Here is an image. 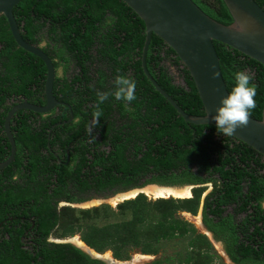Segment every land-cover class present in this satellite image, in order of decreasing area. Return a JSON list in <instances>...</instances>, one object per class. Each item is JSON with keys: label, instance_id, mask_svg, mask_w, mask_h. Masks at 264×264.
Instances as JSON below:
<instances>
[{"label": "trees", "instance_id": "1", "mask_svg": "<svg viewBox=\"0 0 264 264\" xmlns=\"http://www.w3.org/2000/svg\"><path fill=\"white\" fill-rule=\"evenodd\" d=\"M194 1L217 21L234 22L224 0ZM256 2L264 9V0ZM13 11L22 36L53 59L54 94L63 103L48 113L20 109L11 119L17 152L0 169V222L15 207L10 215L20 221L25 207L31 213L25 209L23 214L36 220L41 238L33 248L22 247L20 235L11 234L10 241L4 238L0 264H105L72 242L48 240L57 228L62 236L79 234L99 253L111 250L119 260L130 259L135 250L157 254L164 241L188 238L187 255L179 263L215 264L218 256L212 252L210 238L177 216L180 210L198 213L205 190L202 184L208 181L216 186L205 198L208 226L227 240L236 263L264 264V208L259 204L264 200V155L233 135H219L214 124L185 121L155 88L142 67L146 24L133 8L124 0H21ZM0 42L1 163L11 154L5 119L13 104L5 103L6 96L13 93L45 104L47 66L18 45L2 13ZM214 44L229 91L235 84V72L252 75L257 94L251 116L262 118L264 64L223 42L215 40ZM168 61L182 65L183 83L174 80ZM147 67L187 113L205 114L189 70L156 33ZM121 74L135 81L136 99L126 104L110 95L97 107V91L114 92L115 78ZM96 111L102 113L99 122ZM62 137H66L65 155L67 148L72 153L71 164L60 163L52 151L62 144ZM150 182L196 186L190 197L149 199L139 193L116 208L109 204L81 209L57 205L62 199L78 203ZM223 204H236V213L245 214L244 218L238 222L236 213L224 216ZM118 214L126 217L92 222ZM216 223L224 228L218 231Z\"/></svg>", "mask_w": 264, "mask_h": 264}, {"label": "water", "instance_id": "2", "mask_svg": "<svg viewBox=\"0 0 264 264\" xmlns=\"http://www.w3.org/2000/svg\"><path fill=\"white\" fill-rule=\"evenodd\" d=\"M20 1L0 0V14L2 13L6 16L13 37L18 45L39 56L45 62L47 66L46 103L36 104L24 100L9 110L5 119V131L11 143V154L5 161L0 163V169L8 166L14 160L17 152L16 141L11 129V119L15 112L20 109H30L39 113H48L57 105L63 103L54 94L56 69L53 59L41 46L27 41L22 36L13 11ZM124 1L133 8L146 24V39L142 53V67L145 74L155 88L163 94L187 122L214 124L212 116L220 105L221 98L229 92L223 77L220 57L214 44L215 40L223 42L264 64V9L256 0H224L234 18V22L231 25L223 24L211 17L194 0ZM153 33L162 37L176 51L183 64L189 70L203 102L204 115L187 113L149 71L147 53ZM233 136L246 142L264 155V109L262 118L255 119L250 115L247 125L238 127ZM147 186L179 188L178 186L150 182L127 190L114 191L97 199L106 200L118 195L125 196L124 194L128 192H135L134 196L123 198V201L133 198L139 193H145L143 189ZM185 187L192 188V185H186ZM209 234L212 236L211 232ZM68 241L80 247L92 257L104 260L107 264H126L114 257L109 260L93 254L91 250L94 249L85 242L84 245H79L74 241Z\"/></svg>", "mask_w": 264, "mask_h": 264}, {"label": "rangeland", "instance_id": "3", "mask_svg": "<svg viewBox=\"0 0 264 264\" xmlns=\"http://www.w3.org/2000/svg\"><path fill=\"white\" fill-rule=\"evenodd\" d=\"M44 44H45V42H42L41 45H44ZM167 65L169 67L170 73L174 77V80L178 83H183L182 65L172 64L171 61H168ZM60 73H62V72H60ZM204 186H205V190L203 192L202 202L205 199V196L208 194V192L213 187L212 184H206ZM214 186H215V183H214ZM178 187L179 188L181 187V189L185 188V186L184 187L178 186ZM190 191L192 192V195H193V188H191ZM147 196L149 197V199H157V197H154V196L153 197L150 195H147ZM173 197L180 198L179 196H173ZM181 198H183V197H181ZM122 199L123 198H109V199L104 200V199L93 198V199H90V200H87V201H84L81 203H64L63 202V203H61L60 207L72 206V207H75L77 209L78 208L81 209V208H90L93 206H101V205L109 204L112 207L116 208L117 204L119 202H122ZM177 216L180 218L186 219L189 222L193 223L199 233H204L210 238V240L212 241L213 246H214L212 252L218 256L215 260V264H238V263L234 262L228 256V254L226 253V250L224 249L222 244L220 242H217L216 240H214L212 238L211 234H209L208 232L205 231L203 224H202V207L201 206H200V209H199L197 214H192L190 212L180 210V211H178ZM125 217L126 216H123L121 214H118L117 216H112L110 218H106L105 216H101L98 219H93L92 222L101 224V223L106 222L107 220H116V219H121V218H125ZM76 236L80 237L79 234H75L73 236H62L61 230L59 228H57L53 232V234L51 235L50 240L57 241V242H65V241L71 240V241L75 242V240L73 238ZM188 240H189L188 238H184V239L181 238V239H174L171 241H164L161 249L159 250V252L157 254H146L148 256L143 258L138 264H152V262L155 260L156 261L161 260L162 264H186V263H179V262H180V260H183L187 255ZM107 252H110L111 255L113 256L111 250H108V251L102 253V256ZM141 254H144V253H142L141 251L135 250L132 252L130 259L122 260V261L123 262L132 261L133 259L137 258ZM103 257H105V256H103Z\"/></svg>", "mask_w": 264, "mask_h": 264}, {"label": "clouds", "instance_id": "4", "mask_svg": "<svg viewBox=\"0 0 264 264\" xmlns=\"http://www.w3.org/2000/svg\"><path fill=\"white\" fill-rule=\"evenodd\" d=\"M234 78V86L227 95L221 98L220 105L212 116L217 133L222 136H232L238 127L246 126L252 110L256 107L257 89L252 83V75L246 71H237L234 73ZM114 84V92L97 91V107L108 100L110 95H113L118 101L126 102V104L136 99L134 80L121 74L116 76ZM101 115L100 111L94 113L97 122ZM259 204L261 208H264V200Z\"/></svg>", "mask_w": 264, "mask_h": 264}, {"label": "flooded vegetation", "instance_id": "5", "mask_svg": "<svg viewBox=\"0 0 264 264\" xmlns=\"http://www.w3.org/2000/svg\"><path fill=\"white\" fill-rule=\"evenodd\" d=\"M2 46H3V44L0 42V48H2ZM62 71H63V68L62 67H59L58 68V73H60ZM24 100H27V99L25 97H19V96H16L15 94L11 93V94H8V96H6L5 103L6 104H13V106H14L17 103H20V102H22ZM71 115H73V114H71ZM71 115H70V118H71ZM65 142H66V137H62L60 143H62L63 145L60 144L56 149H52V151H53L55 157H57L59 159L58 161L60 163H62V164H71L72 163L71 161H72V157L73 156H72V153L70 151V148H67L66 155H65V153H64L65 152V148H64L65 147V145H64ZM65 157H66V160L67 161L63 162L62 159L65 158ZM206 184H212L213 187L208 192V194L205 196V198L210 193H212L213 189H215V187H216V186H214V181H208V182H206V183H204L202 185L204 186ZM186 185H192V188H194L196 186V185H194L192 183H190V184H183V185H181V184H179V185H172V186H186ZM139 186H141V185H139ZM185 188H187V187H185ZM174 189H176V188H174ZM179 189H181V188H179ZM190 190H191V188H190ZM103 196L104 195H97V196H94V197H92L90 199L99 198V197H103ZM172 196H174V195H172ZM167 197H169V196H167ZM90 199H88V200H90ZM63 202L64 203H68V201H65V200L62 199V200H60V201L57 202V205L60 207L61 203H63ZM78 203H81V202H78ZM201 207H202V224H203V227H204L205 231L208 232V233L209 232L212 233L213 239L216 240L217 242H220L222 244V246L226 250V253L231 258L230 254H229V251H228L229 244H228L227 240L225 238H223V237H218L217 234L208 226V224L205 221V209H209V207H205V199L203 200V202L201 204ZM222 207H224V210L222 212L224 216L235 215L236 210H235L234 207H237L236 204H234V206L233 205H225V204H223ZM25 209L26 208L23 207L22 211H20V214H21V215L19 214L20 217H21V220L20 221H17V219H18V216L17 215H14V216L10 215L11 212L16 211V207H15L14 210H11V211H8L7 212V215H8L7 219H4L2 222H0V242H2V240L4 238L10 241V240H12L11 234H13L14 236L17 234V235H20L19 236V240H20V242L22 244V247H31V248H33V246H36V244L38 243V241L41 238V234L37 233V228H36L37 227L36 226L37 222H36V220L33 217H31V216H25L23 214V210H25ZM26 210H27V213L28 214L31 213L30 210H28V209H26ZM210 216H212V215L210 214ZM235 216H236V221L239 222L240 220H242L244 218L245 214H237L236 213ZM218 221H219V219H216L215 220V222H218ZM5 223H9L7 227H5V225H4ZM216 224H218V223H216ZM223 228H224V225H222V224H218L217 225L218 231H221ZM21 230H22V233H20ZM50 237H51V235L48 237V240H50ZM50 241H52V240H50ZM4 246L7 247V244H5ZM0 248H3V246L2 247L0 246ZM155 261H153V262H155ZM153 262H152V264H153ZM105 264H107V263L105 262Z\"/></svg>", "mask_w": 264, "mask_h": 264}, {"label": "bare ground", "instance_id": "6", "mask_svg": "<svg viewBox=\"0 0 264 264\" xmlns=\"http://www.w3.org/2000/svg\"><path fill=\"white\" fill-rule=\"evenodd\" d=\"M143 191L145 193H147L150 196H154V197H167V196H179V197H189L192 195V192L190 191V188H182V189H174V188H162V187H155V186H147L143 189ZM134 191L133 192H128L126 194H124L125 196H117L114 198H126V197H130V196H134ZM75 240V242L79 245H84V242L80 239L79 236H76L73 238ZM93 252V254L98 255V256H102L101 253L95 251V250H91ZM105 256V257H103ZM102 257L105 259H113V256L111 255L110 252H107L103 255ZM148 255L146 254H141L140 256H138L137 258L133 259L132 261H126L124 263L126 264H138L143 258L147 257Z\"/></svg>", "mask_w": 264, "mask_h": 264}]
</instances>
